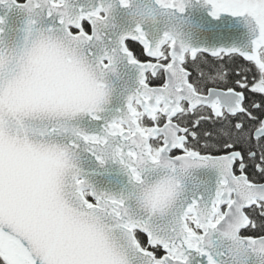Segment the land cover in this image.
Listing matches in <instances>:
<instances>
[{"label": "snow or ice", "instance_id": "snow-or-ice-1", "mask_svg": "<svg viewBox=\"0 0 264 264\" xmlns=\"http://www.w3.org/2000/svg\"><path fill=\"white\" fill-rule=\"evenodd\" d=\"M0 264H264V0H0Z\"/></svg>", "mask_w": 264, "mask_h": 264}, {"label": "water", "instance_id": "water-1", "mask_svg": "<svg viewBox=\"0 0 264 264\" xmlns=\"http://www.w3.org/2000/svg\"><path fill=\"white\" fill-rule=\"evenodd\" d=\"M228 23L225 22L224 25L210 27L206 33L195 38V42L208 47L242 43L246 39V29L242 27L229 28L227 27ZM134 79L135 76L131 70L125 68L123 65H118L117 74L108 77L109 86L113 89L112 103L108 106L109 108L123 105L124 97L135 87ZM105 115H108V113ZM83 124L85 127H89V130H92L86 120ZM80 166L87 173H90L87 179L99 191L119 193L121 187L126 182V177L117 164H107L104 168H100L94 160L82 155ZM215 178L216 174L211 169L193 170L189 187L192 189L198 186L202 187L200 184L201 181L210 180L214 182Z\"/></svg>", "mask_w": 264, "mask_h": 264}]
</instances>
